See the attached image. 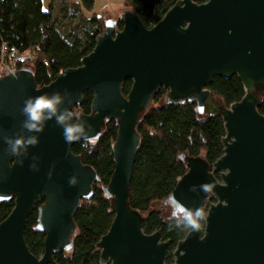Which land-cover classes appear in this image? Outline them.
Masks as SVG:
<instances>
[{"label":"water","instance_id":"1","mask_svg":"<svg viewBox=\"0 0 264 264\" xmlns=\"http://www.w3.org/2000/svg\"><path fill=\"white\" fill-rule=\"evenodd\" d=\"M117 22L122 30L116 29ZM233 76L246 95L228 108L209 87L215 78ZM128 80L133 86L125 96ZM162 88L168 91L167 104L195 102L201 116L222 117L227 132L224 156L213 166L202 156L181 158L188 172L164 204L176 216L203 206L207 222L178 243L174 264H264V116L258 111L264 102V0L202 5L182 0L152 28L126 10L121 19L106 22L81 67L65 71L49 86L38 89L30 69L0 78V202L15 200L0 224V264H57L54 255L71 251L78 235L75 215L100 181L73 153L83 141L66 143L54 120L36 134L39 145L26 157L7 151L5 137L32 135L22 128L24 101L65 89L73 94V102L65 105L73 112L85 93L93 95L91 115L80 118L91 126L87 130L95 142L108 123L116 121L119 128L115 172L105 189L115 218L97 246L101 264H166L170 242L161 232L145 234L144 215L129 205L141 143L137 129ZM43 201L37 231L46 239L38 258L24 234L28 218Z\"/></svg>","mask_w":264,"mask_h":264},{"label":"trees","instance_id":"2","mask_svg":"<svg viewBox=\"0 0 264 264\" xmlns=\"http://www.w3.org/2000/svg\"><path fill=\"white\" fill-rule=\"evenodd\" d=\"M179 1L182 0H126L124 8L134 11L147 28H152ZM193 1L198 5L208 2ZM94 5L95 0H51L49 10H45L43 0H0V55L4 48L19 54L30 52L33 57L21 69L33 71L38 89L49 86L61 73L81 67L82 60L94 51L97 39L105 33L104 15L87 17L84 13L92 11ZM116 29L122 30L123 24L117 22ZM132 86L131 80L125 82V96ZM209 90L228 108L246 95L238 76L215 78ZM167 94L162 88L155 95L151 110L137 129L141 143L130 185L129 205L133 211L144 215L142 230L145 234L161 232L163 240L170 242L166 264H174V251L191 229L177 227L176 219L165 220L162 211L153 206L164 204L187 174L183 156L198 158L204 154L210 166L222 158L227 132L222 117L201 116L195 102L167 104ZM92 103L93 95L85 93L83 103L74 113L91 115ZM258 111L264 116V102ZM118 130L117 122L112 121L96 142L87 146L78 143L73 148V153L97 173L100 181L93 186V197L83 201L75 215L78 235L71 251L54 255L57 264H101V251L97 246L115 218L105 189L115 172L113 146ZM219 176L216 174L218 179ZM44 202L38 204L28 218L24 234L31 253L38 258L44 255L46 239L45 234L37 231L38 212ZM14 208L15 200L0 202V224Z\"/></svg>","mask_w":264,"mask_h":264},{"label":"clouds","instance_id":"3","mask_svg":"<svg viewBox=\"0 0 264 264\" xmlns=\"http://www.w3.org/2000/svg\"><path fill=\"white\" fill-rule=\"evenodd\" d=\"M72 96L73 94L65 89L63 93L56 91L26 99L24 107L21 109V113L25 117L22 128L32 135H17L15 138L5 137L8 153L18 158L26 157L31 147L39 145L40 138L36 134L44 133L48 122L53 120L63 129L62 135L66 143L83 141L84 146L94 143L93 137L87 130L91 126L86 125V121H83L78 114L65 106L73 102ZM32 159L38 160L39 157L34 156ZM19 163L23 165L24 160L19 159ZM31 167L33 170H39L35 163ZM206 222L207 217L203 206L187 210L175 221L177 227L191 229L193 232L201 231Z\"/></svg>","mask_w":264,"mask_h":264},{"label":"rangeland","instance_id":"4","mask_svg":"<svg viewBox=\"0 0 264 264\" xmlns=\"http://www.w3.org/2000/svg\"><path fill=\"white\" fill-rule=\"evenodd\" d=\"M126 0H95V5L92 11L84 13L87 17L93 16H105L104 21H117L122 18L126 8H124ZM51 0H43L45 10H49V4ZM204 157V154L201 155ZM154 209L160 210L163 213V218L165 220L172 219L173 210L172 207L169 205L156 203L153 206Z\"/></svg>","mask_w":264,"mask_h":264},{"label":"built area","instance_id":"5","mask_svg":"<svg viewBox=\"0 0 264 264\" xmlns=\"http://www.w3.org/2000/svg\"><path fill=\"white\" fill-rule=\"evenodd\" d=\"M32 57L33 54L30 52L19 54L16 51H9L7 48H4L0 55V78L14 75L16 72L22 70L21 67L30 61Z\"/></svg>","mask_w":264,"mask_h":264},{"label":"flooded vegetation","instance_id":"6","mask_svg":"<svg viewBox=\"0 0 264 264\" xmlns=\"http://www.w3.org/2000/svg\"><path fill=\"white\" fill-rule=\"evenodd\" d=\"M173 210V209H172ZM172 219H178L181 215L176 216L174 213L172 214Z\"/></svg>","mask_w":264,"mask_h":264}]
</instances>
